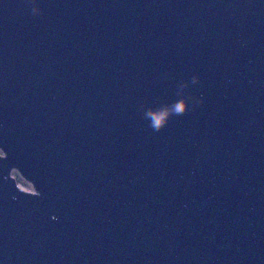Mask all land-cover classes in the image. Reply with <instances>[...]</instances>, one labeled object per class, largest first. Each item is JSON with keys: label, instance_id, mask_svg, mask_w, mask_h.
<instances>
[{"label": "water", "instance_id": "1", "mask_svg": "<svg viewBox=\"0 0 264 264\" xmlns=\"http://www.w3.org/2000/svg\"><path fill=\"white\" fill-rule=\"evenodd\" d=\"M0 264H264V0H0Z\"/></svg>", "mask_w": 264, "mask_h": 264}, {"label": "clouds", "instance_id": "2", "mask_svg": "<svg viewBox=\"0 0 264 264\" xmlns=\"http://www.w3.org/2000/svg\"><path fill=\"white\" fill-rule=\"evenodd\" d=\"M36 11H37V9L34 8L33 12L35 13ZM197 82H198V77H193L192 83L196 84ZM186 87H187V85H185V84L180 85V90L178 91L177 95L179 97H181L183 100H185L186 104H187V100L191 99V97L185 98L183 96V91ZM187 109H188V104H187ZM185 112H186L185 103H180L178 105L173 106L170 115L179 116V115L185 114ZM144 118L150 122L149 127H151L156 132L161 131L166 126V120L165 119H162L159 117L155 118V119L151 118L149 109H147L144 112Z\"/></svg>", "mask_w": 264, "mask_h": 264}, {"label": "rangeland", "instance_id": "3", "mask_svg": "<svg viewBox=\"0 0 264 264\" xmlns=\"http://www.w3.org/2000/svg\"><path fill=\"white\" fill-rule=\"evenodd\" d=\"M12 175L16 178L18 184L20 185L22 189L27 190V191H32L31 184L25 181L22 177H20V175L16 171H13Z\"/></svg>", "mask_w": 264, "mask_h": 264}]
</instances>
